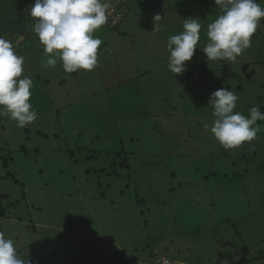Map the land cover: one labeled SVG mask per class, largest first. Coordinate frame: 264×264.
Listing matches in <instances>:
<instances>
[{
	"label": "rangeland",
	"instance_id": "374dc122",
	"mask_svg": "<svg viewBox=\"0 0 264 264\" xmlns=\"http://www.w3.org/2000/svg\"><path fill=\"white\" fill-rule=\"evenodd\" d=\"M1 1L14 24L23 18L22 1ZM215 19L208 14L205 22ZM259 30L235 61H208L197 48L186 62L194 81L166 73L150 48L151 86L120 88L108 85L117 80L105 63L133 51L148 35L143 29L125 33L119 53L107 55L102 44L93 70L72 73L59 59L46 67L44 46L24 29L16 41H29L18 55L33 80L37 119L19 128L0 116V231L22 257L30 264H264V121L253 141L226 149L211 132L209 105L211 93L227 88L238 96L234 111L249 117L259 105L264 113ZM201 40L209 42L207 33Z\"/></svg>",
	"mask_w": 264,
	"mask_h": 264
},
{
	"label": "clouds",
	"instance_id": "9594fccd",
	"mask_svg": "<svg viewBox=\"0 0 264 264\" xmlns=\"http://www.w3.org/2000/svg\"><path fill=\"white\" fill-rule=\"evenodd\" d=\"M215 4L221 14L207 27L206 46L198 47L202 28L199 18L183 19V31L168 38V69L174 75L186 71V62L192 60L197 48L203 50L208 61H235L251 47L264 18V7L256 0H215ZM109 9L105 0H35L30 7L32 31L48 56L45 66L55 67L59 59L68 73L93 70L103 43L94 33L108 22ZM160 19L159 14L154 16L155 27ZM24 64V57L16 53L13 43L0 37V116L9 115L19 128L35 121L38 115L30 103L34 84L31 77L23 76ZM237 100L238 96L227 88L214 91L209 100L215 118L211 132L226 149L253 141L261 131L257 121H264L259 105L250 109L249 117L234 111ZM0 264H30L3 231Z\"/></svg>",
	"mask_w": 264,
	"mask_h": 264
},
{
	"label": "crops",
	"instance_id": "0c3cea01",
	"mask_svg": "<svg viewBox=\"0 0 264 264\" xmlns=\"http://www.w3.org/2000/svg\"><path fill=\"white\" fill-rule=\"evenodd\" d=\"M19 1H22L18 8L19 15H22L23 18L19 16L16 24H14L16 19L14 18L13 13L12 17L9 19L3 15L4 12L2 11L0 12V29H2L4 33L6 32L5 39L10 40L13 43L16 53L18 54V52H20L22 55V51L26 49L24 48V43L28 40V38L22 41H16V39L21 36L24 37V29H27L30 34L34 33L32 31L34 21L29 14L30 7L34 5L35 0ZM105 2L110 5L109 13H112V17H114L115 20L113 19L112 21H108L95 33L100 34L96 35V37H99L103 41L102 44H109L110 47L106 46L103 51L107 55H113L117 52L119 46L124 45V42H121V40L125 39V33H132L135 29H143V31L148 34L142 36V42L134 47L133 51L130 47L127 55H123L121 52L120 54H122V56L119 59H108V61H106L105 64L112 65V71L114 72L113 78L115 77L117 80L116 83H109L108 85H115L120 88L129 87L133 83L140 88H149L151 86L150 83L152 80L148 78L150 68L147 66V61L150 56L149 51H151L150 48H153L155 53H159L161 55L160 59L164 65V71L173 75V73H171L168 69L170 57V52L167 48L168 38L173 34H180L183 31V19L189 17L200 19V23L202 25L200 37L202 38V36L207 33L208 22H205L207 15L211 14L217 18L218 15L221 14L219 7L215 4V0H169L168 2L166 0H126V2H123L122 0H105ZM256 2L264 7V0H256ZM0 9L5 10L9 14V10L6 9V6L3 5L1 0ZM167 11H169L168 14ZM157 14L161 16V19L156 22L155 27L154 16ZM117 15L121 16L117 18ZM26 18L31 20V23L27 21ZM26 22L27 26H24ZM6 24L14 26V29L7 28ZM120 25L123 27L125 32L120 30ZM259 26V34L263 37L264 18L261 19ZM115 35L119 36L118 40L114 37ZM131 36V41L135 38L139 39L140 37V35L135 36L133 34H131ZM34 38L39 39L36 34L32 39ZM131 41L129 42L130 44ZM259 45L258 51L263 53L264 39H262ZM198 46L203 47L206 46V44L200 39ZM108 49L112 52L107 53ZM107 57L109 58V56ZM123 63L127 64L128 67H122ZM185 72L190 79L192 76L196 75L195 73H190L189 66H186ZM183 73L180 75H183ZM127 79L130 80V83Z\"/></svg>",
	"mask_w": 264,
	"mask_h": 264
},
{
	"label": "trees",
	"instance_id": "16d2710c",
	"mask_svg": "<svg viewBox=\"0 0 264 264\" xmlns=\"http://www.w3.org/2000/svg\"><path fill=\"white\" fill-rule=\"evenodd\" d=\"M112 17V13H109L108 14V21H110L111 19H109V18H111ZM5 165L7 166L8 165V160H7V162L5 163ZM124 166L126 167V168H129V166H128V164L125 162L124 163ZM212 176H216V174L214 173V174H212ZM211 176V177H212ZM206 177H210V176H206ZM246 263H249V261L248 260H240L239 261V263L238 264H246Z\"/></svg>",
	"mask_w": 264,
	"mask_h": 264
},
{
	"label": "built area",
	"instance_id": "2783aa9c",
	"mask_svg": "<svg viewBox=\"0 0 264 264\" xmlns=\"http://www.w3.org/2000/svg\"><path fill=\"white\" fill-rule=\"evenodd\" d=\"M123 2H125L126 0H122ZM119 16H121V15H117L116 17L117 18H119ZM109 19H111V21L114 19V17H111V18H109ZM115 20V19H114ZM164 262H166V260H163ZM166 264V263H165Z\"/></svg>",
	"mask_w": 264,
	"mask_h": 264
}]
</instances>
